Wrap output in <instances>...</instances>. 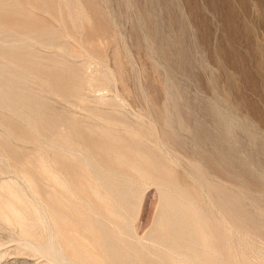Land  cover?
<instances>
[{"label":"rangeland","instance_id":"rangeland-1","mask_svg":"<svg viewBox=\"0 0 264 264\" xmlns=\"http://www.w3.org/2000/svg\"><path fill=\"white\" fill-rule=\"evenodd\" d=\"M0 16V264H264V0Z\"/></svg>","mask_w":264,"mask_h":264},{"label":"bare ground","instance_id":"bare-ground-1","mask_svg":"<svg viewBox=\"0 0 264 264\" xmlns=\"http://www.w3.org/2000/svg\"><path fill=\"white\" fill-rule=\"evenodd\" d=\"M13 11H14V10H13ZM15 13H16V12H15ZM17 14H18V13H17ZM21 14H22V13H21ZM0 17H1V16H0ZM20 18H21V17H20ZM0 19H1V18H0ZM22 19H23V18H22ZM25 20H26V19H25ZM19 21H21V20H19ZM22 22L24 23V21H22ZM25 24H27V23H25ZM31 24H32V23H31ZM34 25H35V23H34ZM42 26H43V25H42ZM36 28H37V27H36ZM38 28H39V27H38ZM27 29H28V28H27ZM53 29H54V28H53ZM32 30H33V29H32ZM14 31H15V30H14ZM48 31H50V30H48ZM51 31H52V30H51ZM53 31H54V30H53ZM16 33H17V32H16ZM26 33H27V32H26ZM45 33H47V32H45ZM12 34H13V33H12ZM23 34H24V33H23ZM52 34H53V33H52ZM29 35H31V34H29ZM29 37H30V36H29ZM36 37H37V36H36ZM20 38H21V37H20ZM20 38H19V39H20ZM31 38H32V37H31ZM33 38H34V37H33ZM54 38H55V37H54ZM24 39H25V37H24ZM36 39H37V38H36ZM36 39H35V40H36ZM38 39H39V38H38ZM15 40H16V39H15ZM56 40H57V39H56ZM56 40H55V41H56ZM25 41H26V40H25ZM33 41H34V40H33ZM26 43H28V42L26 41ZM46 43H47V41H46ZM23 44H24V43H23ZM17 45H18V44H17ZM21 45H22V44H21ZM46 45H47V44H46ZM25 48H26V47H25ZM21 49H22V47H21ZM13 50H14V49H13ZM19 50H20V49H19ZM26 50H27V49H26ZM30 51H31V50H30ZM9 53H10V52H9ZM16 53H17V52H16ZM31 54H32V53H31ZM0 55L2 56V54H0ZM19 55H20V54H19ZM23 55H24V54H23ZM12 56H13V55H12ZM26 58H27V57H26ZM8 59H9V58H8ZM2 61H3V60H2ZM10 61H11V60H10ZM24 61H25V60H24ZM3 62H4V61H3ZM9 63H11V62H9ZM3 64H4V63H3ZM7 64H8V63H7ZM4 65H5V64H4ZM11 65H12V64H11ZM15 65H16V64H15ZM13 66H14V65H13ZM28 66H29V65H28ZM16 67H18V66L16 65ZM9 68H10V67H9ZM9 68H7V69H8V70H12V68H11V69H9ZM4 69H6V68H4ZM15 69H17V68H15ZM0 70H2V69H0ZM8 70H6V71H8ZM12 71H13V70H12ZM12 71H11V72H12ZM14 72H15V71H14ZM14 76L17 78L16 75H14ZM112 76H113V75H112ZM8 77H9V75H8ZM10 77H11V76H10ZM1 78H3V77H1ZM3 79H4V78H3ZM12 80H13V79H12ZM0 82H1V81H0ZM2 82H3V81H2ZM10 82H11V81H10ZM16 82H17V81H16ZM8 83H9V82H8ZM11 83H12V82H11ZM12 85H13V84H12ZM14 85H15V84H14ZM3 86H4V85H3ZM14 87H15V86H14ZM12 88H13V87H12ZM17 88H18V87H17ZM21 89H22V88H21ZM13 90H14V89H13ZM15 90H17V89H15ZM6 91H7V90H6ZM25 91H26V90H25ZM1 92H2V91H1ZM7 92H9V90H8ZM15 92H16V91H15ZM15 92H14V93H15ZM24 93H25V92H24ZM22 94H23V93H22ZM5 95L7 96V94H5ZM17 95H18V94H17ZM8 97H9V96H8ZM19 97H20V96H19ZM22 97H25V96H22ZM10 98H11V96H10ZM25 98H26V97H25ZM4 99H5V98H4ZM13 99L15 100V97H14ZM6 101H7V99H6ZM9 102H10V101H9ZM7 103H8V102H7ZM15 103H16V102H15ZM17 103H18V102H17ZM25 104H26V103H25ZM28 104H29V103H28ZM11 105H12V104H11ZM31 105H32V104H31ZM36 105H37V104H36ZM1 106H2V105H1ZM8 106H9V105H8ZM19 106H20V105H19ZM10 107H11V106H9V108H10ZM12 107H13V106H12ZM12 107H11V109H12ZM14 107H15V106H14ZM16 107H18V106H16ZM29 107H30V106H29ZM32 107H33V106H32ZM4 108H5V107H4ZM25 108H26V107H25ZM11 109H10V110H11ZM16 110H17V108H16ZM24 110H25V109H24ZM19 111H20V110H19ZM19 111H18V112H19ZM21 111H22V110H21ZM26 111H27V110H26ZM28 111H29V109H28ZM38 112H39V111H38ZM22 113H23V112H22ZM29 114H31V113H29ZM29 114H28V115H29ZM36 128H37V127H36ZM161 145H162V144H161ZM4 146H5V145H4ZM5 148H6V147H5ZM4 150H5V149H4ZM55 151H56V150H55ZM55 151H53V153H55ZM11 152H12V151H11ZM11 152H10V153H11ZM144 154H145V153H144ZM56 155H57V154H56ZM78 156H79V155H78ZM54 157H55V156H54ZM65 157H66V156H65ZM75 157H76V156H75ZM83 157H84V156H83ZM83 157H82V158H83ZM145 157H146V155L144 156V160H145ZM59 158H60V157H59ZM63 158H64V157H63ZM70 158H71V157H70ZM82 158H81V159H82ZM55 159H56V158H55ZM84 159H85V158H84ZM84 159H83L82 161L84 162V164H86V162H85L86 160L84 161ZM119 159H120V158H119ZM34 160H35V159H34ZM147 164H148V158H147ZM79 165H80V164H79ZM82 165H83V164H82ZM76 166H77V164H76ZM83 166H85V165H83ZM90 166H91V165H90ZM93 166H94V165H93ZM80 167H82V166H80ZM78 168H79V167H78ZM153 168H154V167H153ZM37 169H38V168H37ZM46 169H47V168H46ZM94 169H95V167H94ZM94 169H93V170H94ZM98 169H99V168H98ZM98 169H96V170H98ZM103 169H104V168H103ZM195 169H196V168H195ZM47 170H48V169H47ZM87 170H88V169H87ZM101 170H102V169H101ZM82 171H83V169H82ZM91 171H92V169H91ZM149 171H150V170H149ZM37 172H38V171H37ZM47 172H49V171H47ZM93 172L95 173V171H93ZM93 172H90V173H93ZM97 172H98V171H97ZM99 172H100V171H99ZM142 172H143V171H142ZM145 172H146V171H145ZM44 173H45V172H44ZM94 173H93V175H94ZM110 173H111V172H110ZM151 173H152V171H151ZM80 174H81V172H80ZM87 174H88V175H92V174H89V173H87ZM100 174H101V173H99V175H100ZM102 174H103V173H102ZM112 174H113V173H112ZM44 175H46V174H44ZM88 175H87V176H88ZM105 175H106V174H105ZM139 175H140V174H139ZM146 175H147V173H146ZM153 175H154V174H153ZM50 176H51V175H50ZM87 176H86V177H87ZM96 176H97V175H96ZM102 176H104V175H102ZM25 177H26V176H25ZM48 177H49V176H48ZM80 177H81V176H80ZM83 177H84V176H83ZM108 177H109V176H108ZM147 177H148V176H147ZM45 178H47V176H46ZM56 178H57V177H56ZM76 178H77V176H76ZM76 178H75V180H76ZM97 178H98V176H97ZM113 178H116V177L114 176ZM113 178H110V177H109V179H111L112 181H114ZM117 178H118V177H117ZM152 178H155V177H152ZM152 178H151V179H152ZM51 179H52V177H51ZM81 179H82V178H81ZM83 179H84V178H83ZM89 179H91V177H90ZM89 179H88V180H89ZM99 179H100V177H99ZM101 179L103 180V178H101ZM101 179H100V180H101ZM106 179H108V178H106ZM106 179H105V180H106ZM149 179H150V178H149ZM47 180H48V179H47ZM49 180H50V178H49ZM84 180H85V179H84ZM84 180H83V181H84ZM141 180H143V179H141ZM28 181H29V180H28ZM30 181H31V180H30ZM52 181H53V180H52ZM55 181H56V180H55ZM59 181H60V180H59ZM73 181H74V180H73ZM80 181H81V180H80ZM108 181H109V180H108ZM50 182H51V181H50ZM88 182H89V181H88ZM103 182L105 183V181H103ZM109 182H111V181H109ZM119 182H120V181H118V185L120 184ZM4 183H6V182H4ZM80 183H82V181H81ZM111 183H112V182H111ZM7 184H8V183H7ZM28 184H29V182H28ZM28 184H27V185H28ZM31 184H32V183H31ZM31 184H30V185H31ZM83 184H84V183H83ZM88 184H89V183H88ZM106 184H108V183H106ZM113 184H114V183H113ZM116 184H117V183H116ZM116 184H115V185H116ZM30 185H29V186H30ZM57 185H58V184H57ZM115 185H113V186H115ZM118 185H116V186H118ZM8 186H9V185H8ZM31 186H32V188H33V185H31ZM55 186H56V185H55ZM59 186H60V185H59ZM82 186H83V185H81V187H82ZM120 186H121V185H120ZM0 187H1V186H0ZM4 187H5V186H3V188H4ZM9 187H10V186H9ZM1 188H2V187H1ZM12 188H13V186H12ZM34 188H35V187H34ZM34 188H33V189H34ZM92 188H93V187H92ZM125 188H126V187H125ZM167 188H168V187H167ZM6 189H7V188H6ZM6 189H5V190H6ZM10 189H11V187H10ZM30 189H31V188H30ZM52 189H53V187H52ZM85 189L87 190V188H85ZM110 189H111V188H110ZM115 189H116V188H115ZM12 190H14V189H12ZM34 190H35V189H34ZM46 190H48V189H46ZM46 190H44V193H45ZM53 190H54V189H53ZM89 190H90V189H89ZM118 190H119V189H118ZM120 190H122V188H121ZM8 191H9V193H10V190H9V189H8ZM32 191H33V190H32ZM112 191H113V190H112ZM122 191H123V190H122ZM12 192H13V191H12ZM14 192H15V191H14ZM51 192H52V191H51ZM56 192H57V191H56ZM56 192H55V193H56ZM92 192H93V191H92ZM94 192H95V191H94ZM115 192H116V191H115ZM0 193H2V192H0ZM9 193H8V194H9ZM38 193H39V192H38ZM124 193H125V191H124ZM8 194H7V195H8ZM11 194H12V195H11ZM11 194H10L11 197H13V193H11ZM15 194H17V192H15ZM33 194H34V192H33ZM59 194H60V193H59ZM61 194H62V193H61ZM114 194H115V193H114ZM3 195H5V194H3ZM10 195H8V196H10ZM35 195H36V193H35ZM115 195H116V194H115ZM176 195H177V194H176ZM50 196H51V195H50ZM121 196H122V194H121ZM3 197H4V196H3ZM5 197H6V195H5ZM11 197H10V198H11ZM37 197H39V196H37ZM45 197H46V196H45ZM45 197H44V199H45ZM48 197H49V194H48ZM61 197H62V196H61ZM117 197H118V194H117ZM166 197H167V195H166ZM19 198H20V195H19ZM19 198H18V200H19ZM35 198H36V197H35ZM49 198H50V197H49ZM67 198H68V197H67ZM119 198H120V196H119ZM121 198H123V196H122ZM5 199H6V198H5ZM5 199H4V200H5ZM12 199H13V198H12ZM20 199H21V198H20ZM57 199H58V198H57ZM104 199H105V198H104ZM167 199H168V197H167ZM170 199H171V198H170ZM4 200H3V201H4ZM14 200H15V199H14ZM62 200H63V197H62ZM65 200H66V199H65ZM69 200H70V199H69ZM113 200H114V199H113ZM12 201H13V200H12ZM16 201H17V200H16ZM22 201H24V200H22ZM37 201H38V199H37ZM39 201H40V200H39ZM44 201H45V200H44ZM54 201H55V199H54ZM5 202H8V201H5ZM10 202H11V200H10ZM14 202H15V201H14ZM35 202H36V201H35ZM46 202H47V201H46ZM63 202H64V200H63ZM66 202H67V201H66ZM1 203H2V201H1ZM3 203H4V202H3ZM60 203H61V202H60ZM64 203H65V202H64ZM171 203H172V202H171ZM12 204H13V203H12ZM26 204H27V203H26ZM42 204H43V203H42ZM57 204H59V203H57ZM61 204H62V203H61ZM68 204H69V203H68ZM1 205H2V204H1ZM4 205H5V204H4ZM6 205H7V204H6ZM13 205H14V204H13ZM20 205H23V204H20ZM37 205H38V204H37ZM70 205H71V204H70ZM172 205H173V204H172ZM177 205H178V204H177ZM2 206H3V205H2ZM2 206H1V208H2ZM46 207H47V206H46ZM54 207H55V206H54ZM175 207H176V205H175ZM4 208H5V207H4ZM13 208H14V207H13ZM13 208H12V209H13ZM15 208H16V207H15ZM71 208H72V207H71ZM166 208H167V207H166ZM2 209H3V208H2ZM9 209H10V208H9ZM38 209L40 210V208H38ZM74 209H75V208H74ZM0 210H1V209H0ZM14 210H15V209H14ZM14 210H12V211H14ZM39 210H38V211H39ZM41 210H42V209H41ZM7 211H8V210H7ZM15 211H16V210H15ZM15 211H14V212H15ZM22 211H23V210H22ZM33 211H34V210H33ZM42 211H43V210H42ZM62 212H63V211H62ZM3 213H4V212H3ZM3 213H2V214H3ZM55 213H56V212H55ZM4 214H5V213H4ZM6 214H7V213H6ZM15 214H17V213H15ZM11 215H12V214H11ZM4 216H5V215H4ZM5 217H6V216H5ZM9 217H10V216H9ZM15 217H16V216H15ZM173 217H174V216H173ZM173 217H172V218H173ZM18 218H19V217H18ZM37 218H38V217H37ZM58 218H59V217H58ZM172 218H171V219H172ZM168 219H169V218H168ZM10 220H11V219H10ZM48 220H49V219H48ZM50 220H51V219H50ZM50 220H49V221H50ZM57 220H58V219H57ZM172 220H173V219H172ZM191 220H192V219H191ZM191 220H190V223L192 222ZM5 221H6V219H5ZM8 221H9V220H8ZM17 221H19V220L17 219ZM61 221H62V220H60V222H61ZM63 221H64V220H63ZM6 222H7V221H6ZM10 222H12V221H10ZM21 222H22V221H21ZM58 222H59V221H58ZM60 222H59V223H60ZM172 222H173V221H172ZM172 222H171V223H172ZM50 223H52V222H50ZM61 223H62V222H61ZM17 224H18V223H17ZM20 224H21V223H20ZM75 224H76V223H75ZM188 224H189V223H188ZM229 224H230V223H229ZM21 225H22V224H21ZM65 225H66V224H65ZM19 226H20V225H19ZM24 226H26L25 223H24ZM170 226H171V224H170ZM182 227H183V226H182ZM188 227H189V226H188ZM188 227H187V228H188ZM180 228H181V227H180ZM21 229H22V228H21ZM176 229H177V228H176ZM58 230H59V229H58ZM60 230H61V229H60ZM190 230H191V229H190ZM23 231H24V229H23ZM54 231H56V230H54ZM54 231H52V232H54ZM66 232H67V230H66ZM23 233H24V232H23ZM25 233H26V231H25ZM58 233H59V232H58ZM75 233H76V232H75ZM188 233H189V232H188ZM52 234H53V233H52ZM52 234H51V235H52ZM68 234H69V233H68ZM182 234H183V232H182ZM30 235H31V234H30ZM51 235H50V236H51ZM186 235H187V234H186ZM53 236H54V235H53ZM59 236H60V234H59ZM66 236H67V235H66ZM51 237H52V236H51ZM61 237H62V236H61ZM64 238H65V237H64ZM56 239H57V238H56ZM71 239H72V238H71ZM74 239H75V237H74ZM51 240H52V239H51ZM51 240H50V241H51ZM54 240H55V238H54ZM66 241H67V240H66ZM66 241H65V242H66ZM71 241H72V240H71ZM74 241H75V240H74ZM166 241H167V240H166ZM55 242H58V241H55ZM163 242H164V241H163ZM169 242H170V241H169ZM185 242H186V241H185ZM48 243H49V242H48ZM181 243H182V242H181ZM183 243H184V236H183ZM183 243H182V244H183ZM32 244H33V243H32ZM38 244H39V243H38ZM50 244H51V243H49V245H50ZM52 244H53V243H52ZM57 244H58V243H56V245H57ZM35 245H36V244H35ZM44 245H45V244H44ZM33 246H34V245H33ZM38 246H39V245H38ZM51 246H53V245H51ZM34 247H35V246H34ZM54 247H55V245H54ZM45 248H46V247H45ZM55 248H56V247H55ZM55 248H54V250H53V252H52V259H55V261H56V259H58V260H59V259H61V260L63 259V261H64V258L62 257L61 252L58 251V250H56ZM52 249H53V248H52ZM52 249H51V250H52ZM45 251H46V250H45ZM62 251H63V250H62ZM71 251H72V250H71ZM36 252H37V251H36ZM38 253H39V252H38ZM47 253H48V252H46L45 254H47ZM64 253H65V252H64ZM63 256H64V255H63ZM65 257H66V256H65ZM50 258H51V256H50ZM70 258H71V257H70ZM68 259H69V257H68ZM70 260H71V259H70ZM51 261H52V260H51ZM59 261H60V260H59ZM66 262H67V261H66ZM66 262H65V263H66ZM72 263H73V262H72ZM76 263H77V262H76ZM77 264H78V263H77Z\"/></svg>","mask_w":264,"mask_h":264}]
</instances>
